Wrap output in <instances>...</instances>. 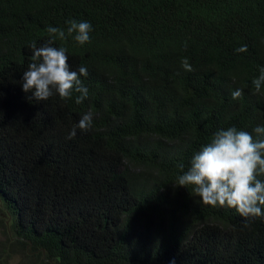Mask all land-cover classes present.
<instances>
[{
    "label": "trees",
    "instance_id": "trees-1",
    "mask_svg": "<svg viewBox=\"0 0 264 264\" xmlns=\"http://www.w3.org/2000/svg\"><path fill=\"white\" fill-rule=\"evenodd\" d=\"M70 19L91 24L90 42L54 46L71 70L87 68L88 96L35 101L22 90L30 45ZM261 68L264 0H0L9 248L40 264H264V217L176 185L217 130L264 126V84H252ZM86 113L92 127L68 139Z\"/></svg>",
    "mask_w": 264,
    "mask_h": 264
},
{
    "label": "clouds",
    "instance_id": "clouds-1",
    "mask_svg": "<svg viewBox=\"0 0 264 264\" xmlns=\"http://www.w3.org/2000/svg\"><path fill=\"white\" fill-rule=\"evenodd\" d=\"M67 29L47 28L48 40L40 47L33 42L31 62L23 71L22 90L31 92L35 101H47L54 94L62 100L74 99L82 103L88 96V89L81 76L87 77L88 70L81 66L78 71L71 70L67 49L54 46L57 40L66 41L71 37L79 45L90 42L92 26L87 21H66ZM246 52L247 45L235 49ZM181 66L187 72L194 71L185 57ZM256 92L264 84V68L253 79ZM243 95L242 89L231 93L234 100ZM92 127V114H84L69 131L67 138L73 139L77 129L81 132ZM253 133L255 135H253ZM181 169L184 168L180 164ZM264 126H256L252 133L229 126L217 130L211 140L202 145L190 160V166L178 175V186L188 188L199 197L200 203L212 207L235 209L241 217H264Z\"/></svg>",
    "mask_w": 264,
    "mask_h": 264
},
{
    "label": "rangeland",
    "instance_id": "rangeland-1",
    "mask_svg": "<svg viewBox=\"0 0 264 264\" xmlns=\"http://www.w3.org/2000/svg\"><path fill=\"white\" fill-rule=\"evenodd\" d=\"M10 221L11 213L3 205L2 200L0 199V245L2 242H6L5 249L0 251V264H40L38 259L32 253L33 251H25V254L21 248L11 250L9 248V243L6 241V235L13 238L10 231Z\"/></svg>",
    "mask_w": 264,
    "mask_h": 264
}]
</instances>
